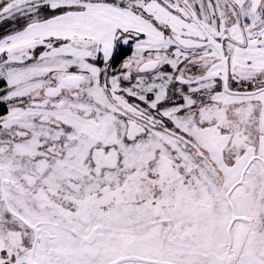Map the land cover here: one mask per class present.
<instances>
[{
    "label": "snow or ice",
    "instance_id": "snow-or-ice-1",
    "mask_svg": "<svg viewBox=\"0 0 264 264\" xmlns=\"http://www.w3.org/2000/svg\"><path fill=\"white\" fill-rule=\"evenodd\" d=\"M0 264H264V0H0Z\"/></svg>",
    "mask_w": 264,
    "mask_h": 264
}]
</instances>
